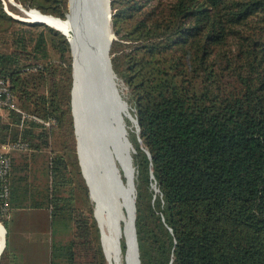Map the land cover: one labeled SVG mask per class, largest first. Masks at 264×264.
Here are the masks:
<instances>
[{
  "label": "trees",
  "instance_id": "obj_1",
  "mask_svg": "<svg viewBox=\"0 0 264 264\" xmlns=\"http://www.w3.org/2000/svg\"><path fill=\"white\" fill-rule=\"evenodd\" d=\"M15 1L63 19L69 10V0ZM111 4L113 67L141 126L129 134L141 264H264V0ZM0 75L24 112L56 121L0 113V149L29 145L21 160L12 153L9 217L0 198V264H109L77 151L67 35L0 0ZM49 146L48 182L21 191L26 151ZM22 206L50 209L42 238L15 237L12 211ZM68 219V238H55Z\"/></svg>",
  "mask_w": 264,
  "mask_h": 264
},
{
  "label": "water",
  "instance_id": "obj_2",
  "mask_svg": "<svg viewBox=\"0 0 264 264\" xmlns=\"http://www.w3.org/2000/svg\"><path fill=\"white\" fill-rule=\"evenodd\" d=\"M16 6H18L25 14H30V9H36L41 12L37 8L27 9L22 4H18L14 0H10ZM101 1L95 7H92L93 0H86V7L82 10V5H80V15L81 18L78 17L79 29L80 32L78 34L79 45L78 49H76L71 37L69 34L60 29L58 26H55L49 22H46L41 19H26L27 16L15 15L8 10L14 17L33 22H44L50 26L57 28L62 31L65 35H67L72 49L73 55V87H72V112L75 120V132L77 135V149L78 156L80 160V164L82 167L83 174L85 176L86 182L89 186L90 196L95 203L94 215L98 221V224L101 229L102 235V243L104 247V251L108 259L107 251L104 244V235L102 225L100 223L98 209L99 202L97 198V193L101 192L102 194H106L108 192V188L113 189L115 185L114 181L110 183L107 189H104V179L101 175L99 168V161L97 154L104 150L106 144H110L112 140H114V136L117 132L125 133V138L130 145H134L131 141L129 135H127V131L125 129V125L123 128H120L118 131L117 128H113V119H112V94L113 92L119 91V80L121 79L117 72L113 67L112 56H111V47L114 39H117V36L113 29V21H112V4L111 0H99ZM71 12V0H69V11L66 16ZM42 13V12H41ZM45 14V13H44ZM53 17H57L52 14ZM76 20V23L78 25ZM108 27L110 33H106L107 37L103 39V29ZM83 32V33H82ZM82 44V46L80 45ZM103 46V54L98 55V49ZM82 51V52H80ZM77 80L82 82L80 83L78 93L75 94ZM123 82L124 80L121 79ZM75 102L78 105L79 117L76 113ZM135 110V108H134ZM136 122L138 132L141 130V126L139 124V119L137 114L135 113ZM80 129V130H79ZM98 136L100 138V142H97ZM141 141V138H140ZM137 149L133 148V152H136ZM149 153V150H147ZM133 158V153H132ZM134 163V162H133ZM134 169L136 171V167L134 165ZM123 181V179H121ZM158 190V188H156ZM133 234H134V243L136 250V259L135 264H141L140 258V248L137 237V228H136V200H137V188L136 181L133 182ZM4 226V225H3ZM5 227V226H4ZM6 233L7 229L5 227V239L2 249L0 250V254L5 249L6 246ZM126 241V253L128 252V241ZM120 249H122L120 242ZM125 253V254H126Z\"/></svg>",
  "mask_w": 264,
  "mask_h": 264
},
{
  "label": "bare ground",
  "instance_id": "obj_3",
  "mask_svg": "<svg viewBox=\"0 0 264 264\" xmlns=\"http://www.w3.org/2000/svg\"><path fill=\"white\" fill-rule=\"evenodd\" d=\"M100 2L99 0H93L92 7H95ZM80 5H82L83 10L84 7H86V0H71V12H69V15L65 19L45 15L36 9H30V14H27L29 16L26 17V19H41L58 26L69 34L76 49H78V34L80 32L78 17L81 18L79 14ZM102 29L103 39H105L107 37L105 32H110L108 27ZM80 45L82 46V44ZM97 53L98 55L101 53L103 54V46L98 49ZM81 82L82 80H77L76 95L79 92L78 89ZM111 103L113 128H117V130L120 131L119 129L123 128L125 125L128 135L126 116H129L136 124L137 122L136 118L133 117L130 112L129 103L123 96L120 87L119 91H116V93L113 92ZM75 109L79 117L77 102H75ZM124 134L123 132H117L114 136V140H112L110 144H106L104 150H102L100 154H97L100 163V172L105 183L104 189H107L111 182L114 181L115 183L113 186L114 190L108 188L106 194H102L101 192L97 193L99 202L98 214L103 229L104 244L110 264H135L136 259L133 234V182L135 180V169L132 158V152L135 146L128 143ZM97 142H100L99 136ZM121 179H123V181ZM123 237L128 241V252L126 254H123L122 249H120V242ZM4 239L5 227L0 222L1 249L4 244Z\"/></svg>",
  "mask_w": 264,
  "mask_h": 264
},
{
  "label": "crops",
  "instance_id": "obj_4",
  "mask_svg": "<svg viewBox=\"0 0 264 264\" xmlns=\"http://www.w3.org/2000/svg\"><path fill=\"white\" fill-rule=\"evenodd\" d=\"M17 152L19 153L20 150H17ZM26 153L30 156V158L27 159L28 161L27 165H26V162L25 163L24 161L22 162L24 163L23 168H21L18 171V175L21 176L22 178L21 180H19L18 178L17 183H18L19 188L21 186V191H24V189H26L27 186L30 187L31 189L28 190L27 192V193H30L32 192V190H35L39 186L34 183V179H33L34 175L32 174L33 162L37 164L36 170L39 172L37 174L41 176H45L44 183H47L49 180L48 179L49 176L47 173V167L50 161V157L52 155V150L42 149L36 152L35 155H33L32 151L31 152L26 151ZM21 157L22 156L19 155L18 160H21ZM41 157H43V159L45 160L44 162H40ZM50 218H51L50 209H47V208L35 209V208L23 207V206L18 207L17 209L12 211V216H11V222L13 221L14 230L16 229L15 231H16L17 236L15 237L32 239V238H36L40 236L42 238L44 235L47 234V229L51 223ZM2 225L4 224L2 223ZM17 229L19 230V233L17 232ZM6 236H7V233H6ZM0 250H1V246H0ZM4 250L0 254V258Z\"/></svg>",
  "mask_w": 264,
  "mask_h": 264
},
{
  "label": "built area",
  "instance_id": "obj_5",
  "mask_svg": "<svg viewBox=\"0 0 264 264\" xmlns=\"http://www.w3.org/2000/svg\"><path fill=\"white\" fill-rule=\"evenodd\" d=\"M35 70L36 68H31ZM0 108L14 109L22 113L23 117H32L46 124L48 127L56 123L55 119L43 120L35 115L27 114L17 104V94L11 88L9 80L0 75ZM27 142L21 140L8 141L1 145L0 149V198L2 200L1 208L6 216L9 217L10 205V174L12 169V153L15 150H28Z\"/></svg>",
  "mask_w": 264,
  "mask_h": 264
},
{
  "label": "rangeland",
  "instance_id": "obj_6",
  "mask_svg": "<svg viewBox=\"0 0 264 264\" xmlns=\"http://www.w3.org/2000/svg\"><path fill=\"white\" fill-rule=\"evenodd\" d=\"M4 1V3H5V8L6 7H8V10L10 11V12H12L13 14H15V15H20V16H29V15H27V14H25L18 6H16L13 2H11L10 0H3ZM15 1V0H14ZM10 3H12V4H14L20 11H21V13H18V12H14V11H12L11 9H10V6H9V4ZM18 3V2H17ZM19 4V3H18ZM27 8V7H26ZM28 9V8H27ZM8 11V12H9ZM69 11V10H68ZM67 17V16H66ZM119 83L121 84V85H119L120 86V89L121 90H123L124 89V86L122 85V83H123V81L120 79L119 80ZM130 106V105H129ZM0 113H5V110L4 109H2V108H0ZM126 124H127V129H128V135L130 134V135H133V134H136L137 135V133L134 131V126H137V124L132 120V119H130L129 117H127L126 118ZM76 137H77V135H76ZM50 148H47V147H45V148H43V149H50V150H52V148H51V146H49ZM77 151H78V149H77ZM21 152V151H20ZM19 152V153H20ZM17 151L15 152V153H13L14 155H16V156H19V155H21V153L19 154ZM45 160L43 159V157H41V159H40V162H44ZM41 164V163H40ZM36 167H37V164L36 163H34L33 162V165H32V168H33V171H32V174L34 175V183L35 184H37V185H39V186H41L43 183H44V177L45 176H41V175H39V174H37V173H39L37 170H36ZM70 219H68V220H66V221H62V222H58L57 224H56V229L57 230H59V234H57V236L55 237V238H68V236L70 235V233H69V231L71 230L70 229V227H72V225L70 226V223H71V220L69 221ZM69 223V228L67 227V225H68V223ZM17 232L19 233V230H17ZM124 239H125V237H124ZM125 254V253H124ZM124 262H125V260H124Z\"/></svg>",
  "mask_w": 264,
  "mask_h": 264
}]
</instances>
